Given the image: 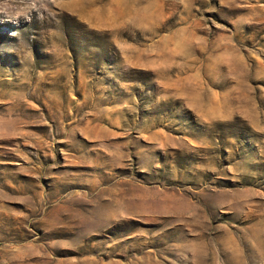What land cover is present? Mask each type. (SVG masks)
Wrapping results in <instances>:
<instances>
[{
  "label": "rangeland",
  "instance_id": "374dc122",
  "mask_svg": "<svg viewBox=\"0 0 264 264\" xmlns=\"http://www.w3.org/2000/svg\"><path fill=\"white\" fill-rule=\"evenodd\" d=\"M0 1V264H264V0Z\"/></svg>",
  "mask_w": 264,
  "mask_h": 264
},
{
  "label": "bare ground",
  "instance_id": "6f19581e",
  "mask_svg": "<svg viewBox=\"0 0 264 264\" xmlns=\"http://www.w3.org/2000/svg\"><path fill=\"white\" fill-rule=\"evenodd\" d=\"M7 1V0H6ZM18 1V0H17ZM1 2V1H0Z\"/></svg>",
  "mask_w": 264,
  "mask_h": 264
}]
</instances>
